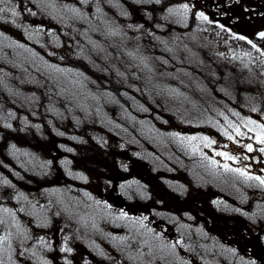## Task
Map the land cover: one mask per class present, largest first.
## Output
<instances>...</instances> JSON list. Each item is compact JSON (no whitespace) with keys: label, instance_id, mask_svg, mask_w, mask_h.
I'll list each match as a JSON object with an SVG mask.
<instances>
[{"label":"rangeland","instance_id":"obj_1","mask_svg":"<svg viewBox=\"0 0 264 264\" xmlns=\"http://www.w3.org/2000/svg\"><path fill=\"white\" fill-rule=\"evenodd\" d=\"M0 9V251L16 264H90L91 252L118 260V248L103 249L120 224L96 164L110 152L115 176L129 172L128 156L142 177L167 171L170 104L219 99L197 88L204 63L238 70L228 81L239 87L217 92L246 103L233 110L240 130L264 115L261 49L226 37L234 32L211 21L203 0H2ZM214 110L205 118L217 122L225 107Z\"/></svg>","mask_w":264,"mask_h":264},{"label":"flooded vegetation","instance_id":"obj_2","mask_svg":"<svg viewBox=\"0 0 264 264\" xmlns=\"http://www.w3.org/2000/svg\"><path fill=\"white\" fill-rule=\"evenodd\" d=\"M203 5L211 21L234 32L226 37L237 38L235 42L248 51H252L255 44V50L259 47L264 52V38H261L264 0H203ZM202 66L204 71H199V77L204 82L199 81L197 88L212 89L211 93L216 91L219 99L212 97L214 101L205 107L198 102L187 106L177 102L170 104L174 125L166 139L167 171L157 169L149 179L142 177L140 169L128 156L129 172L121 175L119 170L115 176L118 164L112 160L111 153L108 154L104 179L109 187L100 196L116 209L115 220L120 226L117 229L108 226L109 230L105 231L107 248L103 249L110 246L120 252L115 253L118 260L107 259L109 253L103 256L98 252L96 257L91 252L90 264H264V186L222 167L228 164L230 168L245 170L249 176L264 177V153L260 151L264 145L257 144L255 133L248 131L251 125L244 124L240 130L243 136H236L229 127L230 122L238 118L233 115V110L246 103L238 98L222 99L223 95L217 91L237 89V81L228 79L230 76L236 79L238 70L222 65L208 67L206 63ZM208 70L217 75V80L206 74ZM236 84V88H232ZM219 106L225 107L224 116L215 117L217 122L213 118L207 120L205 117L214 115L215 107ZM182 107L194 116H185ZM197 110H200L199 114ZM250 117L264 125V115L251 113ZM225 133L234 139L229 140ZM192 136L198 139L191 145L180 139ZM200 137L215 143L205 147ZM248 144L253 146L252 152L247 150ZM194 145L198 146L196 151ZM216 152H226L239 159L228 161ZM212 160L218 163L214 165ZM93 191L90 188V192ZM105 212L114 217L113 209ZM88 229L89 245L94 249L91 244L93 228ZM47 237L46 234L45 245ZM4 255L6 259H3ZM0 261L16 264L11 250L0 251ZM65 263L62 259L54 261V264ZM23 264L30 262L26 260ZM40 264L48 263L40 261Z\"/></svg>","mask_w":264,"mask_h":264},{"label":"snow or ice","instance_id":"obj_3","mask_svg":"<svg viewBox=\"0 0 264 264\" xmlns=\"http://www.w3.org/2000/svg\"><path fill=\"white\" fill-rule=\"evenodd\" d=\"M0 2H2V0H0ZM0 11H2V9H0ZM74 12H77V9H73ZM184 11H187V6H184ZM12 15L15 16L16 12L13 10ZM201 19L207 20V17H204L203 14H201ZM239 39H244V37H238ZM261 38H264V33H261ZM253 47L255 48V44H253ZM257 51H259V49H257ZM261 55L264 56V52H261ZM56 71H64L63 69H59L57 68ZM251 125V127H248V131L249 132H254L255 133V139H256V143L257 144H261L264 145V125L262 124H257L255 121L249 120L246 122V126ZM229 127H231L233 129V131L235 132L236 136H243L244 133L240 131V128L229 124ZM173 135H176L175 133ZM225 135H227L229 140H233V136L229 135L228 133H225ZM181 140H187V142L191 145L193 141L197 140L198 138L195 136L192 137H181ZM201 140V142L204 144L205 147H211V145H213L215 143V141L213 140H209L207 137H200L199 138ZM198 146H193V150L196 151ZM246 148L249 152L253 151V146L251 144L246 145ZM260 151L262 153H264V148H261ZM217 156H221L223 157L225 160L228 161H233L235 162L236 160H238V157L229 155L226 152H216ZM212 164L216 165L218 162L215 160L211 161ZM222 167L226 170V171H231V172H235L238 173V175L245 177L246 179L249 180H255L258 181L259 185L264 186V177L261 176H249L248 173L243 170V169H234V168H230L228 164H223ZM5 183H7V181H5ZM4 212H8V209H3ZM124 213H121V217H124ZM0 223H3V221H0ZM141 223H143L141 221ZM4 242V238H0V244H3ZM70 251V250H69ZM0 264H2V261H0Z\"/></svg>","mask_w":264,"mask_h":264},{"label":"trees","instance_id":"obj_4","mask_svg":"<svg viewBox=\"0 0 264 264\" xmlns=\"http://www.w3.org/2000/svg\"><path fill=\"white\" fill-rule=\"evenodd\" d=\"M99 83H100V82H99ZM100 84H102V83H100ZM102 85H103V84H102ZM84 146L87 147V144H86L85 141H83L82 144H81V147H82V148H83ZM82 148H81V151H82ZM83 154H84V153H83ZM86 154H87V153H86ZM86 154H84L83 156L85 157ZM94 156H95V152H94V150H93V151L91 152V154H90V169H92V168L94 169ZM107 156H108V155H107ZM107 156L104 154L102 162H99V163L96 164V166H101V165H103L102 170H104V172H102V173H103V175H105V176H106V171H107V160H108ZM91 163H92V166H91ZM102 173H101V175H102ZM95 174H100V173H99V171H95V172H94V175H95Z\"/></svg>","mask_w":264,"mask_h":264}]
</instances>
